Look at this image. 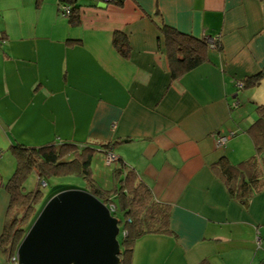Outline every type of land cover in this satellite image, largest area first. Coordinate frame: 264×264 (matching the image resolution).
<instances>
[{"label":"crops","instance_id":"obj_1","mask_svg":"<svg viewBox=\"0 0 264 264\" xmlns=\"http://www.w3.org/2000/svg\"><path fill=\"white\" fill-rule=\"evenodd\" d=\"M58 1L0 0V235L11 144L111 142L153 198L171 206L173 232L138 237L130 264H262L264 189L243 206L212 165L255 153L247 129L264 104V76L246 89L238 84L264 69V0H80L73 22ZM162 24L218 36L221 48L209 47L173 80ZM115 31L127 37L126 56ZM116 166L99 150L92 155L103 188L114 185ZM0 264H11L1 247Z\"/></svg>","mask_w":264,"mask_h":264},{"label":"trees","instance_id":"obj_2","mask_svg":"<svg viewBox=\"0 0 264 264\" xmlns=\"http://www.w3.org/2000/svg\"><path fill=\"white\" fill-rule=\"evenodd\" d=\"M79 1L62 0L69 6L70 13L67 17L71 22L77 18ZM159 30L164 40L171 79H178L206 59L209 36L196 38L166 24L160 25ZM0 38H3L1 34ZM113 44L121 54L127 55L128 41L124 33L115 31ZM215 48H221L219 41ZM262 76L264 69L245 77L240 89L255 86ZM256 111L258 117L247 129L255 153L237 163L229 162L228 158L222 155L212 165L225 183L229 196L243 206L248 205L256 192L264 189V104L257 105ZM112 144L109 142L98 146L93 143L53 142L27 146L15 142L9 146V151L15 157V169L4 184L10 201L0 235L1 250L9 261L46 202L61 191L77 188L74 185L61 184L51 187L44 202L37 209L36 205L43 199L42 190L37 186L34 190L26 191L24 187L25 177L31 172L37 176L38 184L43 187L48 185V177L78 176L85 183L83 190L97 197L105 205L113 204V216L120 220L119 229L122 234V240L119 241V264H130L133 243L141 235L173 232L170 227L171 206L156 201L151 188L134 169L125 165L119 156L112 162L117 165L113 169L114 185L103 188L96 182L91 169L92 155L97 150L105 155L112 148ZM197 264H208V261L204 259Z\"/></svg>","mask_w":264,"mask_h":264},{"label":"water","instance_id":"obj_3","mask_svg":"<svg viewBox=\"0 0 264 264\" xmlns=\"http://www.w3.org/2000/svg\"><path fill=\"white\" fill-rule=\"evenodd\" d=\"M119 222L91 193L61 191L46 202L19 244L18 264H119Z\"/></svg>","mask_w":264,"mask_h":264},{"label":"rangeland","instance_id":"obj_4","mask_svg":"<svg viewBox=\"0 0 264 264\" xmlns=\"http://www.w3.org/2000/svg\"><path fill=\"white\" fill-rule=\"evenodd\" d=\"M11 173H12V171L9 174H11ZM46 180L48 181V185L46 187H43L41 184H38L37 176L33 172L27 174V176L25 177V180H24V187H25L26 191L34 190L37 188V186H39L40 189L42 190L43 199L39 204L36 205L37 209L40 208L41 203L44 202L45 196L48 193V191L51 189V187H53L55 185H58V184L74 185L77 187L74 189H81V190H83L82 188L85 186L84 181L80 177L74 176V175H68V176H62V177H48V178H46ZM98 180H100V179H98ZM21 212H22V209H21ZM36 213H35V216H36ZM120 228H121V226H120ZM117 238L119 241L122 240V234L120 232H119ZM16 254H17V251L13 256H15Z\"/></svg>","mask_w":264,"mask_h":264},{"label":"built area","instance_id":"obj_5","mask_svg":"<svg viewBox=\"0 0 264 264\" xmlns=\"http://www.w3.org/2000/svg\"><path fill=\"white\" fill-rule=\"evenodd\" d=\"M93 2H105L107 0H90ZM58 6H59V11L60 13H62L65 16H68L70 13L69 10V6L65 3L62 2V0L58 1ZM3 38H0V44L2 42ZM207 41L209 42V47L210 48H215L217 42L219 41L218 36H209L207 38ZM241 83L238 84L239 87H241ZM233 106H236V102L233 103ZM233 133H230V135ZM230 135L227 136H219L217 141H216V146L217 148L219 147H223L226 144L227 139L230 137ZM105 160L108 164L114 162L116 160V155L112 152V149H110V151L108 153L105 154ZM44 184V182H43ZM107 209L109 210L110 214L113 215L114 211H115V207L113 206V204H106ZM257 244H260L261 242V238L259 237V235H257V240H256ZM11 264H18V257L17 254L13 257H11L10 260ZM262 264H264V260L262 261Z\"/></svg>","mask_w":264,"mask_h":264}]
</instances>
